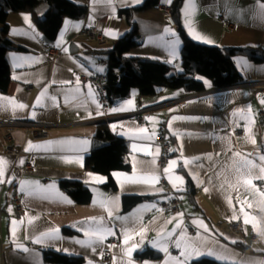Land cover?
Wrapping results in <instances>:
<instances>
[{
	"label": "crops",
	"instance_id": "crops-1",
	"mask_svg": "<svg viewBox=\"0 0 264 264\" xmlns=\"http://www.w3.org/2000/svg\"><path fill=\"white\" fill-rule=\"evenodd\" d=\"M69 1L85 6L86 15L65 18L50 44L30 13H11L7 19L8 38L24 50L6 55L11 81L7 91L0 93V117L45 123L48 128L42 139H35L27 129L13 128V139L6 143L7 128L0 127V159L6 162L0 175V264H44L41 253L46 249L81 258L84 264H176L185 260L184 241L198 234L201 244L226 249L227 255L234 254L238 260L264 262V178H255L264 176L260 172L264 125L259 117L264 112V63L234 57L242 81L232 87L217 88L205 80L201 92L164 89L157 96L142 97L132 90L128 98L103 107L87 81L106 67L92 50L113 47L129 30L119 11L131 9L138 45L125 56L176 65L182 41L176 24L171 27L161 11L169 9L173 0ZM261 2L183 0L181 25L198 44L264 48ZM43 10L42 5L38 15ZM87 28L96 29L105 43L98 45L83 36ZM50 47L57 56H49ZM149 106L153 109L143 122L131 116ZM99 123H106L128 146L129 169L110 174L116 185L113 192L106 189V175L84 168L85 156L105 144L94 137ZM162 127L171 147L168 162L160 167L156 135ZM236 129L242 134L237 135ZM29 144L33 147L26 151ZM7 145L21 152L8 153ZM172 161L176 163L166 173ZM250 172L251 185L238 183L241 175L247 177ZM144 177L158 179L145 182ZM61 182L82 184L89 190L88 201L77 202L63 191ZM176 195L180 211L171 214L163 204ZM124 196L143 200L123 210ZM15 199L21 205L20 216ZM245 219L250 222L245 224ZM97 228L102 240L93 234ZM45 233L41 242H34ZM177 240H181L180 249L175 246ZM147 250L160 258L135 257L136 252ZM202 259L221 263L202 255L186 264Z\"/></svg>",
	"mask_w": 264,
	"mask_h": 264
},
{
	"label": "trees",
	"instance_id": "trees-1",
	"mask_svg": "<svg viewBox=\"0 0 264 264\" xmlns=\"http://www.w3.org/2000/svg\"><path fill=\"white\" fill-rule=\"evenodd\" d=\"M183 0H173L169 6L170 15L182 41L180 58L176 65L145 57L128 58L125 53L138 45L136 27L131 21V9L120 10V17L129 25V30L119 38L110 49H93L92 51L106 60L104 89L108 104L113 105L131 95L136 90L139 96L154 97L164 89L185 92H201L205 80L217 88L238 85L242 78L238 73L233 58L242 56L248 61L264 63L262 47H215L198 44L192 41L181 25L180 7ZM155 3V1L153 2ZM44 6L41 15L38 8ZM146 8V5L139 9ZM30 13L37 28L48 44L54 42L65 18L82 19L86 15L83 5L69 0H0V93H5L11 81V69L6 55L10 51L24 50L8 38L9 14ZM94 137L105 144L85 156L84 168L106 175L109 192L116 190L111 179L113 171H127V143L115 136L106 123L96 125ZM63 191L79 203L87 202L89 190L78 182H61ZM138 196H124L123 210H128L140 202ZM44 264H84L83 259L69 257L52 250H42ZM138 259L160 258L150 250L136 252ZM193 264H221L209 259H202Z\"/></svg>",
	"mask_w": 264,
	"mask_h": 264
},
{
	"label": "built area",
	"instance_id": "built-area-1",
	"mask_svg": "<svg viewBox=\"0 0 264 264\" xmlns=\"http://www.w3.org/2000/svg\"><path fill=\"white\" fill-rule=\"evenodd\" d=\"M161 11L163 12V16L166 20V22L173 27L174 21L172 20V17L170 15V10L167 8H161ZM230 26V25H228ZM83 36H85L88 40L95 42L98 45H102L105 43V38L102 34H100L96 29L94 28H87L84 29L81 33ZM48 54L50 57H55L57 56V50L54 47H50L48 50ZM99 64L102 66H106V60L101 58L99 60ZM87 81L90 82L95 90L98 92L99 96V101L103 107L108 106V98L104 89V82H105V74L104 73H99V74H92L87 78ZM153 106L149 107H142L137 109L132 113V117H134L138 122H143L150 114L152 111ZM260 121L264 125V112L261 111L259 113ZM0 127H5L7 128V133L4 136V140L6 143H9L12 141L13 136H12V129L13 128H24L29 130L34 134L35 139H42L46 137V128H48V125L45 123H34L30 121H20V120H14L12 118H5V117H0ZM235 133L237 135L242 134L241 129H236ZM156 144L160 150L159 157H158V165L160 167L164 166L170 156V147H171V142L169 138L167 137L166 129L162 127L159 132L156 135ZM6 152L12 153V154H19L21 151L15 149L13 146L7 145L6 147ZM16 202V215L20 216L22 213L21 205L19 201L15 199ZM180 205H181V200L179 196H175L170 203H164L163 207L165 209H168L171 214H176L180 211ZM235 228L239 229L238 226H235ZM190 233H194L192 229H190ZM106 261L110 262L111 261V255L106 256Z\"/></svg>",
	"mask_w": 264,
	"mask_h": 264
},
{
	"label": "snow or ice",
	"instance_id": "snow-or-ice-1",
	"mask_svg": "<svg viewBox=\"0 0 264 264\" xmlns=\"http://www.w3.org/2000/svg\"><path fill=\"white\" fill-rule=\"evenodd\" d=\"M96 2H97V0H94V3H96ZM103 2L110 3L111 0H103ZM258 8H259V14H260L261 18L264 19V2L259 3ZM25 19L27 20L28 17H25ZM165 31L168 32L169 30L165 29ZM199 38L203 39V37H199ZM244 66H247L246 61L244 62ZM39 102H40V98H38L37 104H39ZM18 107L23 108L24 105H18ZM116 110L117 109H113L112 111H116ZM98 114H102V113H98ZM141 131H143V130H141ZM32 147L33 146L31 144H29V147L26 148L25 150L29 151V150H31ZM237 155H239V154H237ZM261 160H264V157H261ZM154 162L155 161H153V163ZM5 163H6L5 161L0 159V175L3 174V165ZM175 163H176L175 161H172L169 164V167L165 168L164 171L167 173L170 170V168L172 167V165ZM185 163L187 164L188 161H185ZM245 163L247 164L248 162L246 161ZM252 167L254 168L255 165H252ZM237 170L240 171V169H237ZM260 172L264 173V168H261ZM251 177H252L251 172L249 173V175L247 177L241 175V177H239V179H238V183L245 184V185H251L252 184V178ZM255 178L260 179V178H264V176H256ZM143 179L145 182H149V181H154L158 178L157 177H144ZM176 179L180 180L181 183L183 182L180 177H176ZM0 182H3V181L0 180ZM174 187H175V185H174ZM205 191H207V189H205ZM241 211H243V208H241ZM109 215H111L110 211H109ZM233 218L235 219V217H233ZM249 222H250L249 219H245V221H244L245 224H247ZM92 223L99 224L101 222L100 221H92ZM179 226H180L179 223H177L176 227H179ZM200 226L204 227V230L207 231L206 226H203L202 224ZM256 227H257V225L255 223H253L254 230H256ZM174 231H175V229H174ZM85 234L88 235L89 233L86 232ZM93 234L97 235L102 240L103 236H102L101 229H99V228L95 229ZM47 235H48L47 233L42 234V236L40 238H38L37 240H35L34 242H41L42 239L44 237H46ZM199 241H200L199 234L197 235V237L195 239L187 238L184 241L183 248H182L181 240H177L175 243V246L178 249L182 248L181 255L185 258V260L184 261L177 260L176 264H186V261L188 259L198 258L199 256H202V255L213 256L215 259L221 261V264H264V262H259V261L238 260L235 258L234 254L233 255H227L226 249H221V250L217 251L211 247H208L206 242L204 244H201ZM233 242H235V241H233ZM22 250L25 252L28 251L27 249H22ZM162 250L167 252V248H163ZM166 264H167V262H166Z\"/></svg>",
	"mask_w": 264,
	"mask_h": 264
}]
</instances>
